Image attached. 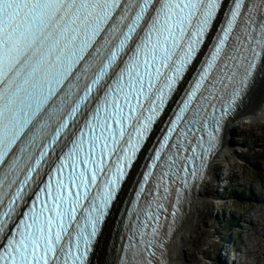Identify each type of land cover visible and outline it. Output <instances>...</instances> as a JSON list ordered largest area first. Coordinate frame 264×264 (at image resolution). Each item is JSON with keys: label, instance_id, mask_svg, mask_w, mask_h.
I'll return each instance as SVG.
<instances>
[{"label": "snow or ice", "instance_id": "snow-or-ice-1", "mask_svg": "<svg viewBox=\"0 0 264 264\" xmlns=\"http://www.w3.org/2000/svg\"><path fill=\"white\" fill-rule=\"evenodd\" d=\"M210 33L140 174L124 264H152L169 181L198 174L221 120L264 73V0H0V264H86Z\"/></svg>", "mask_w": 264, "mask_h": 264}, {"label": "rangeland", "instance_id": "rangeland-1", "mask_svg": "<svg viewBox=\"0 0 264 264\" xmlns=\"http://www.w3.org/2000/svg\"><path fill=\"white\" fill-rule=\"evenodd\" d=\"M242 120L240 117L233 121L235 127L228 137L230 149L217 158L214 173L226 175V187L221 190L216 189V185L205 183L208 191L204 212L196 221L198 225L192 234V243L186 245V264H217L214 261H218L222 254L221 248L226 241L224 235L233 236V245L243 240L239 244V254L231 260L233 263L264 264V121L244 123ZM256 144L260 148L254 152ZM232 192L238 193L239 198H235ZM213 194L220 196L219 199H215ZM230 213L237 215V219L243 214L244 222L233 223L230 227ZM251 216L256 219L255 223L249 222ZM256 250L257 254H253ZM254 255L257 259L260 257L258 261ZM218 264L227 263L221 259Z\"/></svg>", "mask_w": 264, "mask_h": 264}, {"label": "bare ground", "instance_id": "bare-ground-1", "mask_svg": "<svg viewBox=\"0 0 264 264\" xmlns=\"http://www.w3.org/2000/svg\"><path fill=\"white\" fill-rule=\"evenodd\" d=\"M263 75L264 73H261V77H258L255 80L253 86L250 88L248 94L246 95V99L243 101L241 105L238 116L235 119H237L241 115H250L252 121L254 122L264 121V109L261 107L264 101ZM234 127L235 125L233 123V120L228 122L224 132L223 147L219 153L218 158L222 157L226 151H229L230 140L228 137L232 132V130L234 129ZM143 153L144 150L139 156L138 161L136 162L135 166L133 167L132 171L129 174L130 180L129 179L126 180L116 201L113 204L112 216H110V218L107 220V222L104 225V229L97 242L90 264H114L115 259L117 258V255L115 254L117 231L113 229V220L120 206V203L132 181V178L134 176L133 173H135L137 170V167L141 161V157ZM217 164L216 163L212 164L210 172L208 174H211V176L214 174L215 169H217L216 168ZM198 189H199L198 191L193 192V197L189 199L186 215L170 239L168 264H186L187 262L185 256L186 245L187 243H192L191 237L192 234L195 233L194 231L195 226L198 225V224L196 225V221L199 220L198 218L202 216L204 212L203 204L208 191L205 183H201ZM260 243L261 242L259 241L258 249L260 248L259 247ZM257 251L258 250L254 251L253 254L254 253L257 254ZM253 257H255L257 261L260 258L258 257L257 259V256L255 255ZM242 263L243 261L241 262V264Z\"/></svg>", "mask_w": 264, "mask_h": 264}, {"label": "trees", "instance_id": "trees-1", "mask_svg": "<svg viewBox=\"0 0 264 264\" xmlns=\"http://www.w3.org/2000/svg\"><path fill=\"white\" fill-rule=\"evenodd\" d=\"M258 148H260V146L256 144L254 149H253V151L256 152ZM243 192H245V190H243ZM229 219H230V224H229L230 226H231L232 223L238 222V219H236L231 213H230ZM224 238L226 240H229L230 239V235H227V236L224 235Z\"/></svg>", "mask_w": 264, "mask_h": 264}, {"label": "water", "instance_id": "water-1", "mask_svg": "<svg viewBox=\"0 0 264 264\" xmlns=\"http://www.w3.org/2000/svg\"><path fill=\"white\" fill-rule=\"evenodd\" d=\"M263 109H264V107H263Z\"/></svg>", "mask_w": 264, "mask_h": 264}]
</instances>
